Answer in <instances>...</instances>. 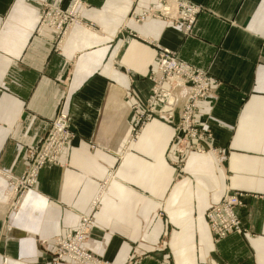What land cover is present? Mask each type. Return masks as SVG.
<instances>
[{
  "label": "crops",
  "instance_id": "0c3cea01",
  "mask_svg": "<svg viewBox=\"0 0 264 264\" xmlns=\"http://www.w3.org/2000/svg\"><path fill=\"white\" fill-rule=\"evenodd\" d=\"M74 1L80 24L57 55L41 8ZM190 1L207 11L186 35L181 22L129 19L155 0H0V168L23 173L58 109L74 133L15 212L0 192V264H67L53 241L95 202L87 248L111 264H264V0ZM159 48L214 82L193 114L202 153L172 143L181 86L174 109L155 105L131 139ZM227 188L246 195L247 233L213 244L205 212Z\"/></svg>",
  "mask_w": 264,
  "mask_h": 264
},
{
  "label": "built area",
  "instance_id": "2783aa9c",
  "mask_svg": "<svg viewBox=\"0 0 264 264\" xmlns=\"http://www.w3.org/2000/svg\"><path fill=\"white\" fill-rule=\"evenodd\" d=\"M134 1V0H132ZM158 8H149L147 11L135 15L130 12L129 19L136 23L149 19L163 18L170 22H181L184 25V33L188 35L197 17L205 13L207 8L194 4L190 0H155ZM78 2L74 1L68 8L43 4L38 21V30L46 28L55 34L52 52L60 55V43L68 29L80 24L77 14ZM147 79L151 83V92L141 111L134 114L135 123L132 128L131 139L135 138L139 129L147 121L154 118L155 105H161L173 110L176 104L172 92L174 87L187 89V98L179 112V119L174 122L172 143L180 156L190 151H197L196 141L199 138L198 130L193 123V114L200 100L208 97L212 92L213 80L203 70L190 66L181 60L176 53L159 48L157 51L156 66L149 72ZM136 111V110H135ZM165 120L172 122L169 114ZM74 138L70 128L69 117L61 109H58L55 117L49 123L47 131L39 143L27 151L28 165L20 176L10 174L0 168L1 194L6 201L8 214L15 212L22 197L32 190L40 171L47 164H56L69 143ZM237 191H227L217 204L207 208L205 218L213 244L226 239L232 234L244 235L245 229L241 226L238 216L239 209L243 206L242 196ZM82 217L75 230L64 238H56L54 241V256L58 261L68 264H109L102 261L87 248L89 228L93 221V211ZM244 233V234H243Z\"/></svg>",
  "mask_w": 264,
  "mask_h": 264
},
{
  "label": "rangeland",
  "instance_id": "374dc122",
  "mask_svg": "<svg viewBox=\"0 0 264 264\" xmlns=\"http://www.w3.org/2000/svg\"><path fill=\"white\" fill-rule=\"evenodd\" d=\"M197 151L200 152V150H197ZM200 153H202V152H200ZM25 169H26V168H25ZM24 171H25V170H24ZM24 171H23V172H24ZM19 176H20V175H19ZM227 191H232V190H230L229 188H227L226 191H225V193H226ZM225 193H224V194H225ZM240 193H241V192H240ZM224 194H223V196H224ZM223 196H222V197H223ZM245 196H246V195H243V196H242V199H243ZM222 197H221V198H222ZM1 199H2V204H3V206L6 208V206H5V205H6V201L3 199L2 194H1ZM219 201H220V200H219ZM216 204H217V203H216ZM212 205H214V204H212ZM212 205H211V206H212ZM209 207H210V206H209ZM4 210H5V209H4ZM6 212H7V210H6ZM238 212H239V211H238ZM238 216H239V213H238ZM205 219H206V218H205ZM239 219H240V218H239ZM240 223H241V222H240ZM206 224H207V221H206ZM241 226H242V224H241ZM207 227H208V224H207ZM242 227H243V226H242ZM243 228H244V227H243ZM244 229H245V228H244ZM74 230H75V229H74ZM74 230H73V231H74ZM208 230H209V228H208ZM73 231H71L70 233H72ZM70 233H69V234H70ZM244 233H245V234L247 233V230H246V229H245ZM244 233H243V234H244ZM69 234H67V235H69ZM245 234H244V235H245ZM67 235H66V236H67ZM235 235H237V234H235ZM244 235H243V236H244ZM66 236H65V237H66ZM239 236H242V235H239ZM56 238H64V237H56ZM56 238H55V239H56ZM55 239H54V241H55ZM211 239H212V236H211ZM54 241H53V242H54ZM221 241H222V240H221ZM218 242H220V241H218ZM54 250H55V249H54ZM93 253H94V252H93ZM53 254H54V253H53ZM94 255L97 256L98 258H100L102 261L107 262V261L103 260L101 257H99L98 255H96L95 253H94ZM62 261H63V260H62ZM107 263H109V262H107ZM67 264H68V263H67ZM109 264H111V263H109ZM128 264H129V263H128Z\"/></svg>",
  "mask_w": 264,
  "mask_h": 264
}]
</instances>
